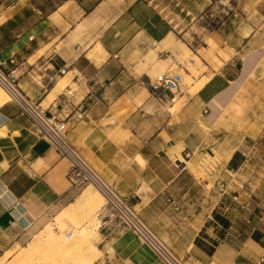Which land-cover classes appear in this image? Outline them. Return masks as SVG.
<instances>
[{
  "label": "crops",
  "instance_id": "obj_1",
  "mask_svg": "<svg viewBox=\"0 0 264 264\" xmlns=\"http://www.w3.org/2000/svg\"><path fill=\"white\" fill-rule=\"evenodd\" d=\"M171 1L0 0V64L179 257L264 264V0H215L209 21L196 10L213 0ZM182 59L192 83L154 93ZM214 150L216 169L198 177L190 164ZM69 168L15 102L0 106V259L64 212L66 234L68 218H87L88 186H72ZM98 216L105 264H164Z\"/></svg>",
  "mask_w": 264,
  "mask_h": 264
},
{
  "label": "built area",
  "instance_id": "obj_2",
  "mask_svg": "<svg viewBox=\"0 0 264 264\" xmlns=\"http://www.w3.org/2000/svg\"><path fill=\"white\" fill-rule=\"evenodd\" d=\"M65 71L66 68L60 69L62 74ZM16 79L14 71H6L0 64V86L9 93L10 100L18 105L20 111L30 118L34 131L41 137H45L61 156L69 160L70 168L67 178L71 185L74 187L91 186L97 190L104 198L102 210L109 212L123 227L132 230L146 242L163 260L164 264H188L187 260L179 257L154 232L115 185L107 181L69 141L67 121L48 114L39 102L29 98L20 89ZM182 85L183 75L177 71L163 74L151 83L152 90L156 94H160L162 90L176 94L181 92ZM83 116L84 111L79 112L76 120L82 119ZM262 152L264 153V146ZM221 187L225 190L227 184L223 182ZM71 234L68 233L67 237Z\"/></svg>",
  "mask_w": 264,
  "mask_h": 264
},
{
  "label": "rangeland",
  "instance_id": "obj_3",
  "mask_svg": "<svg viewBox=\"0 0 264 264\" xmlns=\"http://www.w3.org/2000/svg\"><path fill=\"white\" fill-rule=\"evenodd\" d=\"M179 1H183V0H173V1L169 2L170 3L169 4L170 7L172 8L174 3L175 2H179ZM213 2L214 3L212 5H209L206 8L203 7L202 11H200L201 9L196 10V13L202 12V15H205V14L207 15V16L206 15L204 16L203 20L209 21L210 18H211L210 17L211 13H213V12H215V10H217V8H218L217 2L215 0H213ZM179 6L182 7V2H181V4H179ZM168 9L169 8H167L165 11H167ZM183 13L185 14L186 10H184ZM198 14H196V16ZM192 15L193 14L191 13L189 15V17H191ZM168 39H171L173 41L174 37L171 36ZM178 43L180 44V46L182 48H185V46L181 43V41L178 40ZM182 61H183V66H184L185 69L184 68L178 69L176 66H174L173 67L174 68L173 71L180 72L183 75L182 89H184L183 86L185 84L186 85H190L192 83L193 80H192L191 75L197 74V68H196V66L191 64L189 61L184 62V59H182ZM198 62L200 63L199 60H198ZM199 84H201V83H199ZM199 84L197 86H199ZM259 90H262V88H259ZM174 95H176V98H178L179 95H180V92H177L176 94H173V96ZM182 101H183V99H180L179 102H182ZM175 102H178L177 99H176ZM178 108H176L174 106L172 111H176ZM216 154H217L216 150H214V152H211V155H213V156L207 154L206 157H204L203 159L200 160V162L197 164V166L194 165V164H190V169L198 177L204 176L206 174V172H209V173L213 172L216 169V166H217V158L218 157H217ZM88 191H93L94 192L96 190L93 187L89 186L88 187ZM103 205H104V198L102 197V200L95 207V209L93 211H90L87 215H85V216H87L86 219H84V220L79 219V220H81V222L74 221L73 218H68L71 223H73V222L75 223V224L73 223L74 226H75V229L79 228L80 225H83V224L87 223L91 219L94 220V222H96L98 224L97 233H94L96 235L92 236L91 239L89 240V242L92 245H94V246L96 245L95 246L96 248L101 246V244H99L100 219L98 218L99 217L98 214H100V213H101V215L102 214H107L109 217H113L109 212L107 213V212L102 210L103 209ZM59 217L60 216L55 218L54 223L50 222L46 227H44L41 231H39L38 234H36L33 237V239L28 244H25L26 246H24L22 248L16 247L13 250H11L8 253H6L4 255V257H2L0 259V262L2 264H37L38 262L43 261V260H44L43 262H45L47 264H57V263L58 264H71V261L74 262L75 260H74L73 257L76 254L78 255V253H80V248H81L83 242H82L81 236L78 234L77 231L75 232V230H74V233H76L75 237H74L75 234H73L70 238L67 237L66 230L68 229V226L66 224H64L65 225V228H64L63 227L64 225L61 223L62 221L59 220ZM113 218H115V217H113ZM65 219H66V217H65ZM58 221H60V222H58ZM59 227H60V230H58ZM48 230H49V232L52 230L55 234H61L63 236H59V237L50 236V237H47V233H49ZM76 238H79V239H76ZM83 246H85V243L83 244ZM11 254H15V255H14V257H13V259L11 261L7 262L8 261V256L11 255ZM47 257H49V258H47ZM96 260H98L97 264H105L106 263L102 253H100V255L96 258ZM95 261H94V263H95ZM188 264H195V263L188 262Z\"/></svg>",
  "mask_w": 264,
  "mask_h": 264
},
{
  "label": "bare ground",
  "instance_id": "obj_4",
  "mask_svg": "<svg viewBox=\"0 0 264 264\" xmlns=\"http://www.w3.org/2000/svg\"><path fill=\"white\" fill-rule=\"evenodd\" d=\"M204 81V79H202ZM202 81V82H203ZM207 81V80H206ZM200 81L201 84H199V86H201L203 83ZM64 83V81H63ZM10 99V95L9 93L4 89L2 88V86H0V106L5 103L6 101H8ZM90 192L91 191H88L87 192V196L86 197V204L84 203V205H87L86 206V211L83 212V210H80L81 212H83L85 215H87L90 211H93L95 209V207L100 203V201L102 200V195L96 190L94 191V195L91 196L90 195ZM83 195V194H82ZM82 197V196H81ZM85 199V198H83ZM84 201V200H83ZM77 206V205H76ZM82 207V206H81ZM80 209V207H78ZM83 208V207H82ZM77 209V207H76ZM75 209V210H76ZM85 210V209H84ZM79 211V212H80ZM64 212V211H63ZM70 212V211H69ZM79 212H77V215L79 214ZM80 212V213H81ZM70 214L68 212H65L63 214L60 215L59 217V220H61L62 224L64 225L65 224V217H69ZM73 216V214H72ZM95 217V216H94ZM74 219V221H77V222H81V220H79L76 217H72ZM60 222V221H58ZM74 223V222H73ZM72 223V224H73ZM75 224V223H74ZM78 224V223H77ZM83 224V223H82ZM61 225V224H60ZM59 225V226H60ZM62 225V226H63ZM79 225V224H78ZM65 228V225L63 226ZM58 228V227H57ZM97 228H98V224L96 222H94V220H90L88 221L87 223L83 224V225H80L79 228L75 229V232L77 231L78 234L81 236V239H82V242L83 244L85 243V246H81L80 248V253H78V255L76 254L73 258H74V262L76 264H93L94 261L96 260V258L100 255V251L98 248H96L94 245H92L89 240L91 239L92 236L96 235L94 233H97ZM60 230V227L59 229ZM62 230V229H61ZM49 232V230H48ZM61 233V232H60ZM72 234H73V231H72ZM74 237L76 236V233H74ZM98 235V234H97ZM50 236H53V237H59V236H63L61 234H55L52 230L47 233V237H50ZM72 236V235H71ZM96 237V236H95ZM70 238V237H69ZM68 238V239H69ZM80 238V237H79ZM79 238H76V239H79ZM80 239V240H81ZM76 244V243H75ZM74 245V244H73ZM72 247V246H71ZM75 250V249H74ZM78 252V251H77ZM64 253V252H63ZM75 253V252H74ZM59 255V254H58ZM62 256V255H61ZM44 257V256H43ZM70 257V256H69ZM49 258V257H47ZM51 258V257H50ZM65 259V258H64ZM71 259V258H70ZM58 260V259H57ZM61 260V259H60ZM44 261V260H43ZM43 261H40L38 262L37 264H47ZM54 261V260H53ZM52 261V262H53ZM71 261V260H70ZM74 262L71 261V264H75ZM57 263V262H56ZM70 263V262H69ZM58 264V263H57Z\"/></svg>",
  "mask_w": 264,
  "mask_h": 264
}]
</instances>
